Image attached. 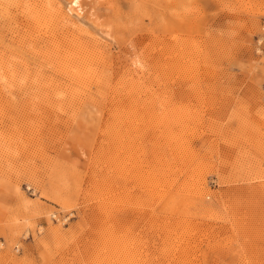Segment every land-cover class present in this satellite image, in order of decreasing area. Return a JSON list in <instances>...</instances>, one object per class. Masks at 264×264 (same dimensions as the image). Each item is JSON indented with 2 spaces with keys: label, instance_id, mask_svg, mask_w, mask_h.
I'll return each mask as SVG.
<instances>
[{
  "label": "rangeland",
  "instance_id": "obj_1",
  "mask_svg": "<svg viewBox=\"0 0 264 264\" xmlns=\"http://www.w3.org/2000/svg\"><path fill=\"white\" fill-rule=\"evenodd\" d=\"M0 264H264V0H0Z\"/></svg>",
  "mask_w": 264,
  "mask_h": 264
},
{
  "label": "bare ground",
  "instance_id": "obj_2",
  "mask_svg": "<svg viewBox=\"0 0 264 264\" xmlns=\"http://www.w3.org/2000/svg\"><path fill=\"white\" fill-rule=\"evenodd\" d=\"M75 11H77V12H81V8H80V7L75 8Z\"/></svg>",
  "mask_w": 264,
  "mask_h": 264
}]
</instances>
